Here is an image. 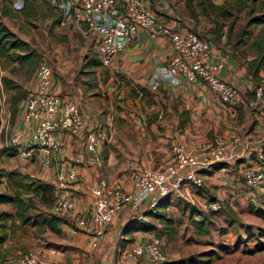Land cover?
Segmentation results:
<instances>
[{
  "label": "crops",
  "instance_id": "crops-1",
  "mask_svg": "<svg viewBox=\"0 0 264 264\" xmlns=\"http://www.w3.org/2000/svg\"><path fill=\"white\" fill-rule=\"evenodd\" d=\"M62 1L71 3L73 0ZM145 2L157 18L171 29L203 31V25L197 19L194 20L187 0ZM33 3L37 7L35 15L25 17L21 10L23 0H0V11L3 4L10 11L8 15H2L0 12V22L16 37L28 42L23 34V31H26L25 26L20 23L23 22L22 15L25 20L30 21L40 17L44 19L43 26L46 31L49 33L56 31V34L65 35L69 39V45L74 48L69 58L77 60H67L64 52H57L53 56L55 62L49 59L53 67L48 88L60 97L75 102L88 126L100 124L105 135L109 133V139L112 135L110 143H105L109 145L100 144L103 152L107 151V156L103 159L100 157L99 165L71 163L76 176L67 183L66 192L71 196L76 210L87 209L92 199L88 187L98 177H104L111 183H118L128 190L131 189L127 176L117 177L107 171L125 169L130 163L143 169L164 168L170 159V144L176 141L194 150L198 143L206 140L197 136V131L202 130L198 124L203 121L201 117L204 116L212 120L211 125H208L214 129L212 138L222 137L226 149L231 151L237 160L204 165L199 169L202 184L193 187L183 183L180 187L182 195L175 191L171 192L167 196L168 203L165 209L173 204V199L180 203L183 201L184 206L190 202L198 208V203L207 199L220 200L238 196L247 198L254 193L264 198V176L256 185L248 186L243 182L240 172L244 163H256L253 148L261 146L264 152V126L256 120L252 95L248 94L255 85L245 63L254 56L255 49L252 44L225 43L222 36L218 41L208 40L212 56L223 63L217 71L218 76L240 90V97L236 101L222 103L212 97L205 84L171 76L167 68L171 47L166 37L139 30L130 45L120 50L105 67L92 61L97 58L95 53L97 36L85 23L70 21L64 25L60 24L62 16L55 7L54 0H33ZM39 5L44 6V10H38L41 8ZM13 18L18 22L9 20ZM14 66L20 70L26 68L16 61L0 57V171L27 174L32 179L51 184L53 190L59 161L64 158L70 159L81 152L82 144L65 131L61 132L64 144L57 151L45 153L31 142L30 135L35 121L23 118L22 107L27 93L34 86L36 69L34 68L35 70L33 69L26 77L12 73L10 69ZM124 103L130 108L129 111L111 109L115 104ZM3 105L14 106L12 113L3 109ZM261 110L264 111V101ZM119 121L127 123L123 127V133L128 152H132L133 155L142 154L140 158L131 157L121 167L116 165L114 157V142L117 138H123L118 137L116 130ZM216 122L220 125L217 126ZM232 131L236 132L238 138L234 145L228 137ZM17 132L22 133L19 146L27 152L24 155L9 143L10 137ZM137 137L146 138L147 142L144 145L134 144L132 139ZM99 142L103 143V140ZM155 148L158 150L154 151ZM155 154L160 156L157 162L151 160ZM261 200L259 205L264 206V199ZM40 208L43 212L42 217L38 219L35 216L31 218L30 223H22L16 217L5 220L6 238L0 242V261L24 251H31L36 256L35 264H121L120 251L156 234L155 231L124 230V222L129 217L136 216L143 220L150 217L139 214L138 209L131 210L124 206L114 212L103 235L97 239L96 245L92 246L82 231L72 233L71 225L63 218L55 222L57 231H52L45 220L50 213L51 204L41 205ZM255 208L264 211V207H252L250 211ZM13 209L9 202L0 203V210L11 212ZM189 217L199 218L198 214ZM22 230L27 234H23ZM163 250L167 257L165 246ZM132 263L149 264L144 256Z\"/></svg>",
  "mask_w": 264,
  "mask_h": 264
},
{
  "label": "built area",
  "instance_id": "built-area-1",
  "mask_svg": "<svg viewBox=\"0 0 264 264\" xmlns=\"http://www.w3.org/2000/svg\"><path fill=\"white\" fill-rule=\"evenodd\" d=\"M54 5L62 16L60 24L82 21L96 34L95 53L102 66H108L111 59L128 47L138 31L142 30L168 39L171 54L167 68L171 76L175 75L188 82L202 81L214 96L225 103H232L240 97L238 87L218 76L217 71L223 63L212 56L209 41L194 30L171 29L157 18L145 0H73L71 3L54 0ZM50 76L49 62L46 59L40 60L35 71L34 86L24 99L22 116L25 120L35 121L30 140L45 153L61 148L64 144L62 131L82 144L81 152L70 159H61L58 163L50 211L65 219L71 225L72 233L82 231L92 246L103 235L115 211L128 206L131 210L138 209L139 214H142L146 209L153 208L158 199L167 197L173 191L182 195L180 187L183 183L199 187L202 184L199 169L204 165L235 158L226 149L225 140L219 136L198 143L194 150L188 149L182 142H173L169 148V162L164 168L143 169L130 163L126 171L130 190L104 177H98L88 187L92 199L87 209L78 211L66 192L67 183L76 176L71 163L99 165L98 144L105 133L100 124L87 125L75 102L49 90ZM262 102L261 87L257 86L254 88L252 105L257 110L256 120L264 126ZM21 135V132L13 134L9 143L24 155L27 152L19 146ZM228 137L233 145L238 139L235 131L230 132ZM253 153L256 163L246 162L240 170L243 182L248 186L256 185L264 176L262 147L253 148ZM220 207L221 202L216 199L199 203L200 211H216ZM164 244L159 235L152 234L120 251L121 264H133L142 256L149 264H164L167 261ZM35 263L36 256L31 251L0 261V264Z\"/></svg>",
  "mask_w": 264,
  "mask_h": 264
},
{
  "label": "rangeland",
  "instance_id": "rangeland-1",
  "mask_svg": "<svg viewBox=\"0 0 264 264\" xmlns=\"http://www.w3.org/2000/svg\"><path fill=\"white\" fill-rule=\"evenodd\" d=\"M238 1L239 0H187V2L190 3L191 14L194 20L197 19L199 23L203 25V31H194L207 40L212 39L213 41H218V38L222 36L224 37L225 43L235 42L237 44L241 43L242 45L248 42V45L252 44L261 25L255 24L246 26V19L248 16L257 14L264 9V0ZM35 2L38 4L40 3L37 1ZM27 3L28 5L30 3L34 4L33 0H30V2L28 1ZM39 7L38 10H44V6L39 5ZM22 19L23 22L20 23L23 24L26 29L25 32L23 31V34L28 40L27 44L32 53L31 57L35 60V65L31 68L26 67L23 70L14 66L10 69L12 73L28 77L32 70L34 68L36 69L40 60L46 59L49 64V59H53L55 62L56 59L53 56L56 55L57 52H64L67 56V60H77L76 58H69V54L74 49L69 45V39H67L65 35L56 34V31L53 33L46 31L43 26L44 19L38 17L37 19H32L30 21V19L25 20L23 15ZM9 20L12 22H18L15 18ZM242 31L247 32L242 33ZM243 37L246 41L243 40ZM253 52L254 56H252L250 60L254 57L258 58L256 49ZM90 57H92V55ZM250 60H247L245 63ZM254 65L255 64H251V69ZM52 67L53 64H50V68ZM251 69L250 71L248 70L251 75L250 77L255 83H257V86L261 87L262 100L264 101V68L263 66H259L257 69V75H253ZM197 82L204 84L202 81ZM204 86L207 89L206 85ZM209 93L214 99L219 100L211 92ZM7 106L8 105H3L2 108L7 109L12 113L14 106ZM117 108L125 110L126 112L130 110L125 103L123 105L115 104V106H111L113 111L114 109L117 110ZM202 118L203 121H200L198 124L202 127V130L197 131V136L198 138L204 137L206 140H210L213 137L212 132L214 129L212 126L208 125H211L212 120H209L206 116L201 117V119ZM126 124L125 121H119L116 125L118 137L123 136V138H117L114 142V157L118 167L125 165L126 161L131 157L137 156V158H140L142 156V154L133 155L132 152H128L129 148L125 143L123 133V127L126 126ZM216 125L219 126L220 124L216 122ZM183 128L184 125L182 126V131ZM191 132H193V128ZM111 138L109 139V133H107L101 138L103 143L99 142L98 144L99 156L102 159L107 156V151L103 152L101 146L109 145L105 143H110ZM101 139H99V141ZM132 141L134 144L144 145L147 142V139H138L137 137V139H132ZM157 150L158 148L154 149V151ZM159 158L160 156L155 154L154 156L152 155L151 160L157 162L159 161ZM128 167L129 165H127L125 169L122 168L115 171H107V173H114L117 177L121 175L126 176ZM104 172L105 170H103V176ZM29 178L31 179V177ZM12 181L13 179L9 181L4 176L3 178L0 176V191L11 192L14 186ZM24 181L27 182L28 180L24 179ZM52 194V189L43 190L42 193H34L32 190H21L20 193L26 201L27 198L30 197V202L27 203L31 205V208L27 210V213L36 216L38 219L42 217L43 214L40 206L47 203L51 204ZM207 197L209 198V196ZM249 199H252V201ZM261 199L264 198L256 193L247 198L238 196L234 198L227 197L220 199L221 207L218 210L214 212L201 211L203 215L201 221L198 220L201 216H199V218L190 219L188 214V205H192L196 210H198L199 205L197 208L188 202V205L184 206L185 203L183 201V203H180L173 199V204H171L168 209L163 210L164 217L173 220L172 222L169 223L164 219L146 217L147 220L155 223L158 230L155 232H158V235L164 240V246L167 251L166 258L168 259L164 264H170L173 260L182 259L189 255L195 257L196 263L194 264H264V218L259 217L250 211V208L252 207H264L263 205H259L262 201ZM169 225L170 228H168ZM196 226L201 228L198 229ZM22 233L27 234L25 230H22ZM210 251L213 253L211 254Z\"/></svg>",
  "mask_w": 264,
  "mask_h": 264
},
{
  "label": "trees",
  "instance_id": "trees-1",
  "mask_svg": "<svg viewBox=\"0 0 264 264\" xmlns=\"http://www.w3.org/2000/svg\"><path fill=\"white\" fill-rule=\"evenodd\" d=\"M27 0H23V4L21 6V10L23 15L26 16H34L35 9L37 8L35 4L27 3ZM238 2H241L239 0ZM240 4V3H239ZM243 6V5H241ZM1 14L8 15L10 14L9 9L6 5L3 4L1 7ZM259 24L261 25L258 30L256 36L252 41V46L256 49L258 53V58L254 57L250 61L247 62V68L250 71L251 64H255L251 69L253 75H257V69L259 66H263L264 68V9L257 14L250 15L246 19V26ZM247 31H242V33H246ZM241 33V34H242ZM32 53L28 47L26 41L16 37L12 32H10L6 26H4L0 22V57H4L9 59L10 61H16L20 66L25 67H33L35 65L34 58L31 57ZM257 56V55H256ZM95 63H97V59H93ZM250 75V74H249ZM251 76V75H250ZM254 87H257V83H255ZM254 87L251 91H248V94L254 97ZM262 92V89H261ZM14 152V149H12ZM0 176H4L7 180L13 179V190L11 192L0 191V203L9 202L13 205V211L0 210V242H2L6 238V232L4 230V223L10 217L18 218L22 223H30L31 218L35 217L27 213V210L31 208V205L27 202H30V197L27 198V201L24 197L20 195L21 190H32L34 193H42L43 190L52 189V185L46 182H41L37 179H30L27 174L18 173L15 171H0ZM28 180L27 182L24 181ZM30 179V180H29ZM49 191V190H48ZM168 203L167 197H162L157 200L155 206L151 209H146L142 212L143 215H148L153 218L162 217L165 221L170 222L171 219L164 217L163 210L165 209ZM187 205V204H186ZM214 212V211H213ZM252 212L258 216L264 218V211L258 208L252 209ZM188 214L189 216L193 214H198L201 216L198 220L201 221L203 219V215L200 210H196L192 205H188ZM35 219V218H34ZM62 217L57 216L53 213L48 214V218L46 220V224L52 231H57V227L55 226V222L61 220ZM198 229L201 227L196 226ZM123 229L130 230H143V231H156L157 226L148 220H143L141 218H136V216L129 217L123 225ZM158 231V230H157ZM156 233V232H155ZM159 234L158 232L156 233ZM212 254L213 252L210 251ZM209 260V258H208ZM196 263V259L194 256H187L182 259H176L170 262V264H194Z\"/></svg>",
  "mask_w": 264,
  "mask_h": 264
}]
</instances>
